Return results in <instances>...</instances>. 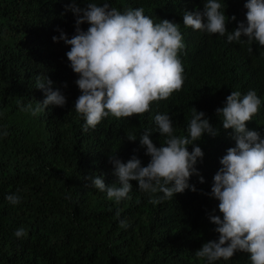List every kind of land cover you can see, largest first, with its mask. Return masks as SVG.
Returning <instances> with one entry per match:
<instances>
[{
  "label": "trees",
  "instance_id": "1",
  "mask_svg": "<svg viewBox=\"0 0 264 264\" xmlns=\"http://www.w3.org/2000/svg\"><path fill=\"white\" fill-rule=\"evenodd\" d=\"M70 2L0 0V131L8 133L0 137V264H208L195 252L218 238L208 215L216 209L214 214L222 217L218 200L208 193L220 158L235 146L232 129L223 128V116L215 110L224 106L231 91L243 96L255 90L261 106L247 127L264 137V47L255 41L250 45L246 37L229 43L226 36L185 27L184 11L203 10L206 0H106L121 12L143 8L156 23L168 19L180 24L184 84L169 98L152 102L143 115H109L84 132L85 120L74 108L81 93L75 84L78 74L66 57L70 45L52 39L60 30L69 38L75 34V16L65 12ZM104 2L80 0V6ZM218 2L226 16L236 17L226 25L231 32L245 20V0ZM45 75L54 81L53 89H61L66 104L49 105L37 115L22 111L44 100L36 85L37 77ZM193 107L218 129L215 137L204 134L194 142L204 153L195 165L204 182L197 175L188 181L197 191L185 189L153 204L152 194L138 189L133 180L130 198L117 203L91 186L88 177L100 176L106 185L117 182L109 162L114 153L123 162L136 155L146 166L150 157L140 145L141 133L153 130L150 139L157 147L166 140L157 131L156 114H169L173 134L188 136ZM133 134L137 139L130 141ZM187 147L191 151L192 145ZM8 194L20 196L21 202L11 204ZM121 219L128 222L126 229L120 227ZM20 228L26 235L17 238L14 233ZM213 264H251L250 254L238 251L230 260Z\"/></svg>",
  "mask_w": 264,
  "mask_h": 264
},
{
  "label": "clouds",
  "instance_id": "2",
  "mask_svg": "<svg viewBox=\"0 0 264 264\" xmlns=\"http://www.w3.org/2000/svg\"><path fill=\"white\" fill-rule=\"evenodd\" d=\"M80 5V0L79 3L71 0L65 5V12L71 11L75 16V34L69 38L60 30L59 37L52 39L70 45L66 57L72 71L78 74L75 84L81 94L74 108L85 120L82 131L95 129L109 115L116 118L143 115L150 111L152 102L167 99L174 91L182 89L184 69L178 53L185 44L180 24L168 19L156 23L144 14L143 8L121 12L106 0L100 5ZM244 8L247 10L245 20L238 21L231 32L226 25L236 17L226 16L225 6L218 0H206L203 10H185L183 25L226 36L229 43L243 42L241 38L246 37L250 45L255 41L264 47V0H245ZM84 23L89 25L86 30L80 27ZM53 83L47 75L43 79L37 77L36 87L44 91L45 98L36 108L29 104L21 110L37 115L49 105L63 107L66 97L60 88L53 89ZM260 106L261 99L255 90L243 96L239 91H231L224 106L215 110L223 116V128L232 129L230 135L235 146L229 147L220 158L221 167L214 174L208 193L218 200L217 207L222 214V217L214 214L216 209H213L208 215L209 221L216 225L213 230L218 238L204 242L195 252L208 264L220 259L228 261L238 251L249 253L251 264H264V137L247 127ZM154 119L157 131L166 136V140L157 147L150 139L153 130L145 129L141 133L140 145L146 147L145 154L150 157L146 166L136 155L123 162L114 153L109 155V162L113 165L116 183L106 185L100 176L87 178L91 186L105 192L109 200L119 203L129 199L133 180L138 189L152 194L150 202L153 204L172 199L185 189L197 191L188 183L192 175H197L200 183L204 182L199 167L195 166L204 153L194 142L204 134L215 137L218 129L195 107L188 136L173 134L169 114H156ZM7 134L6 130L0 131V137ZM128 139L135 141L137 137L133 134ZM188 145H192L191 151ZM6 199L13 205L21 202L16 194H8ZM116 215L119 217V210ZM119 223L121 228L129 226L123 219ZM14 235L22 238L26 233L20 228Z\"/></svg>",
  "mask_w": 264,
  "mask_h": 264
}]
</instances>
